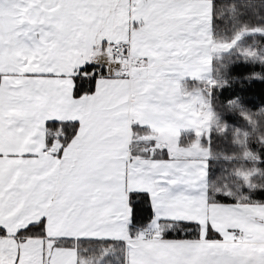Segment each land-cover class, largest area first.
Masks as SVG:
<instances>
[{
    "label": "snow or ice",
    "instance_id": "1",
    "mask_svg": "<svg viewBox=\"0 0 264 264\" xmlns=\"http://www.w3.org/2000/svg\"><path fill=\"white\" fill-rule=\"evenodd\" d=\"M251 3L239 0L231 13L242 12ZM222 4L223 0H201L202 15L192 16V32L177 37L179 42L167 53L175 62L167 65L158 86L167 99L152 95L149 101L166 103L183 119L166 132L170 139L161 141L152 122L135 111L148 88L147 81L133 79L131 68L147 69L161 54L158 45L144 55L133 52L132 35L148 23L137 10L151 9L160 16L187 14L193 11L190 0H0V264H36L33 256H25L34 241L39 242V264H57V252L74 254L71 264H113V259L116 264H139V252L145 248L183 253L148 264H264V200L208 195L215 159L213 91L223 85L203 61L215 48L228 51L242 39L215 40V29L225 15ZM259 4L264 8V0ZM125 13L129 39L118 43L109 29ZM85 30L92 34L94 55L107 59L88 58L71 72L61 71L70 40ZM246 35L264 37V27L254 26ZM185 63L191 65L187 70ZM68 80L71 101L91 104V113L70 119L49 114L60 103L54 90H63L66 85L61 82ZM188 80L207 87L189 91L184 87ZM108 82H113L111 93L105 90ZM254 83L264 86V77L244 79L240 86ZM222 103L231 109L243 107L240 95ZM41 120L42 147L40 132L33 134ZM185 121L194 125L195 157L177 154L184 147L180 139L189 130L180 126ZM93 128L99 129L95 137L99 151L90 160ZM117 143L122 145L118 157L107 162L100 158ZM120 162L126 201L113 191L119 180L111 175V165ZM133 177L144 186L131 187ZM40 194L50 207L60 205L66 229L53 234L49 215L36 218L32 213L30 198ZM145 202L148 207H143ZM179 203L193 208L203 204L204 218L181 214ZM211 208L228 209L231 222L218 226L223 221L211 216ZM7 213L13 215L6 219ZM142 219L146 224L136 228ZM62 240L71 247L61 248ZM202 249L207 254L202 255Z\"/></svg>",
    "mask_w": 264,
    "mask_h": 264
},
{
    "label": "trees",
    "instance_id": "2",
    "mask_svg": "<svg viewBox=\"0 0 264 264\" xmlns=\"http://www.w3.org/2000/svg\"><path fill=\"white\" fill-rule=\"evenodd\" d=\"M238 3L239 0H223L221 8L225 15L215 29V38L230 42L239 33L250 31L254 26L264 27V8H261L259 0H252L248 8L232 14V6ZM253 8L260 11L254 12ZM262 53L264 37L245 35L221 58L212 62V76L223 85L213 91L214 116L218 124L213 134L215 159L212 161L208 195L216 199L228 194L240 201L250 197L253 202L264 200V143L261 142L264 139V111H261L264 109V86L259 83L240 86L244 79L264 77ZM224 81L228 83L224 84ZM237 95L242 97V108L231 109L222 103L224 99ZM185 144L187 141L181 139V145ZM244 172L252 173L249 182L242 175ZM247 182L252 187H244ZM143 207H148L146 202ZM145 224L146 219H142L137 222L136 228ZM60 247H71V242L62 240ZM113 264H116L114 259Z\"/></svg>",
    "mask_w": 264,
    "mask_h": 264
},
{
    "label": "rangeland",
    "instance_id": "3",
    "mask_svg": "<svg viewBox=\"0 0 264 264\" xmlns=\"http://www.w3.org/2000/svg\"><path fill=\"white\" fill-rule=\"evenodd\" d=\"M164 2V0H162ZM201 0H190V6L193 9L190 13H167L165 16L160 15H154L153 10L149 9L146 12H142L139 8L137 10L138 15H146V18L148 19L147 25L135 32L132 35V46L133 51L136 54L144 55L146 52H151V50L155 46H159L161 48V54L157 56V59L155 63L147 68H140L137 69L135 67L131 68L132 74H139L140 76H145L146 79L141 77H136L134 80L139 81H147V88H148V96H145L142 100V102L138 105L141 109H143V112L145 115L151 119L153 128H155L156 132L166 133L169 129L173 127V125L177 122L183 119L182 115L180 114H174L172 112V109L167 106L166 103H158L153 104L149 101V96L152 95H158L161 98V101H165L167 99V96L165 94V90L159 88L158 86L163 82L162 81V73L166 71L167 65L170 62H175L174 58L169 57L167 53L170 51L171 47L178 43L179 41L176 39L181 34H190L193 30L194 24H192L190 21L192 19V16H200L202 15L201 8H200ZM166 17H172V19H166ZM124 20L127 19L126 13L123 17ZM118 20L116 24H114L111 29H109V34L111 35L112 39H115L118 41L122 40H128V28L124 25V20ZM78 33L77 36L73 39L78 43L79 41H82L85 43L84 47H87L86 50V56L94 55L92 44V34L90 32ZM249 31H243L239 33L237 36H245L246 33ZM82 34V35H79ZM84 34V35H83ZM236 36V37H237ZM217 42H227L224 39L221 38H215ZM241 40V39H240ZM239 40V41H240ZM191 47V45H189ZM229 51V50H228ZM227 52L223 50L222 48H215V50L210 52L209 58L204 60L203 62L207 65L209 70L213 71V65L212 62L214 59H219L223 56V54ZM246 52L249 54V50H246ZM251 54L253 52H250ZM155 54V53H153ZM94 58L97 60H100L103 62L107 59V55L105 56H96L94 55ZM129 64L132 63V61L128 62ZM113 69H115V65H112ZM191 67L188 63L184 64V68L187 70ZM175 70V69H173ZM200 73V69L197 68L194 70V74L197 76ZM185 89L189 91H196L198 89L206 88L207 85L199 80H188L184 84ZM181 118V119H180ZM175 122V123H173ZM212 123L214 125V128L217 127V119L213 114ZM167 125V126H166ZM183 128L189 129L184 131L183 138L187 141V144L183 145L184 147L178 150L179 156H185V155H191L195 157L197 155L196 151L194 150V145L196 143V136L194 133V125L191 124V122L185 121L180 125ZM143 132V131H142ZM194 135L193 138L190 137V135ZM160 138V137H159ZM181 138V139H183ZM167 140L170 139V137H166ZM180 139V143H181ZM143 146H137L136 150H140ZM245 179L249 182L250 177L252 175L251 172H244L242 174ZM247 182V183H248ZM177 211L181 214H190L192 216H196L199 214L200 218H204V205L201 204L199 208H193L191 204H183L179 203L177 205ZM208 211L211 213V216L216 218L217 220H222L223 224L218 226H226L228 223L231 222L229 217V210L228 209H221V208H211L208 209ZM207 249H202L201 254H207ZM183 253L180 251H174V250H164V249H143L139 252L138 255V261L139 264H148V261L154 260V261H162L167 259L168 257H172L173 259L177 258L178 256L182 255Z\"/></svg>",
    "mask_w": 264,
    "mask_h": 264
},
{
    "label": "crops",
    "instance_id": "4",
    "mask_svg": "<svg viewBox=\"0 0 264 264\" xmlns=\"http://www.w3.org/2000/svg\"><path fill=\"white\" fill-rule=\"evenodd\" d=\"M124 20V19H123ZM82 35V34H79ZM84 35V34H83ZM120 42V41H118ZM84 42L82 44V41H79L76 43L73 39L69 42V48L67 51L63 54L61 57L60 63L63 65L60 70L61 71H68L71 72L72 68L77 65L84 62L85 59L88 58H94V55L91 54V56H86V50L87 47H84ZM134 52V51H133ZM98 59V58H97ZM133 79L136 77H141L146 79L145 76H140L139 74L133 73ZM66 85V87L61 91L54 90L55 95L60 96V103L55 104L50 109L49 114L50 115H57L60 116L61 119H70L75 115L79 114H86L91 113L93 111V106L90 104L87 107L83 103L73 102L71 101V81H64L61 82ZM113 82H108V87L105 89L107 92L111 93ZM92 99V98H90ZM135 111H139L141 116L147 117L145 113L143 112V109H141L139 106ZM148 118V117H147ZM149 121H151L150 118H148ZM181 119V118H180ZM175 123V122H173ZM93 124H95V121H93ZM43 125V121H39L36 125H34L33 128V134L35 132H40L41 140L40 145L43 146V132L41 131V126ZM167 126V125H166ZM99 129L93 128V131L89 137V159L92 160L97 156V152L99 151L98 147L95 144V137L98 134ZM161 141H167L166 133L156 132ZM122 145L117 143L116 145H113L112 148L108 149L100 158L105 159V162H107V159L110 157H118L119 156V148ZM83 151V149H82ZM181 157H188V155L181 156ZM113 171L111 175L116 177L119 180V183L115 186L113 191L120 193V198L123 200H127V194L124 192V184H123V163H113L111 165ZM131 187H143V183L140 180H137L135 177H133L131 182ZM27 198V197H26ZM44 200V194L31 196L30 198V204L32 207V213L35 214L36 218H38L39 215H43L47 213L49 215V231L53 234L59 233L61 229H66L67 225L65 224V217L62 214L60 210V205H57L55 207H50V204L43 203ZM13 215V213H7V215L4 218H10ZM31 218V217H26ZM38 241L32 242V245H29L26 247L25 256H33L35 258L36 264H39V253L40 249L38 246ZM64 248V247H61ZM56 258L57 264H71V260L74 259V254H69L67 252H57L54 254Z\"/></svg>",
    "mask_w": 264,
    "mask_h": 264
},
{
    "label": "built area",
    "instance_id": "5",
    "mask_svg": "<svg viewBox=\"0 0 264 264\" xmlns=\"http://www.w3.org/2000/svg\"><path fill=\"white\" fill-rule=\"evenodd\" d=\"M119 43V42H118ZM125 46H128V45H123L122 47H125ZM131 47H132V43H131V45H130ZM117 51H120L121 50V48H117L116 49Z\"/></svg>",
    "mask_w": 264,
    "mask_h": 264
}]
</instances>
